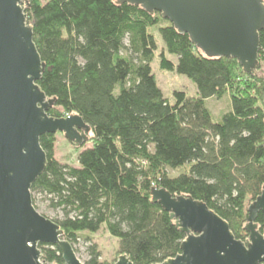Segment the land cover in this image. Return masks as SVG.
<instances>
[{"label":"trees","instance_id":"obj_1","mask_svg":"<svg viewBox=\"0 0 264 264\" xmlns=\"http://www.w3.org/2000/svg\"><path fill=\"white\" fill-rule=\"evenodd\" d=\"M24 7L44 64L37 85L52 101L47 114L78 115L90 128L76 146L77 165L56 159L55 134L40 137L46 164L31 188L35 208L39 197L53 215L39 212L75 253L82 232L104 229L133 264L176 256L186 234L151 201L153 187L204 202L245 240L247 207L264 187V29L257 67L247 73L235 58L206 56L160 12L140 5L27 0ZM155 59L161 70L190 79L196 95L174 90L170 102ZM225 94L230 109L214 119L207 100ZM255 223L262 231L264 213ZM86 241L84 264H113ZM39 248L43 262L65 264L56 245Z\"/></svg>","mask_w":264,"mask_h":264},{"label":"water","instance_id":"obj_2","mask_svg":"<svg viewBox=\"0 0 264 264\" xmlns=\"http://www.w3.org/2000/svg\"><path fill=\"white\" fill-rule=\"evenodd\" d=\"M27 0H0V264H54L41 259L39 245H56L65 264H84L59 226L34 206L31 188L44 170V134L63 133L79 146L90 128L78 115L54 118L52 101L39 89L44 64L27 24ZM160 12L208 57L235 58L247 73L257 67L264 29L262 0H117ZM151 201L169 212L186 234L180 252L157 264H261L264 262V187L247 207L245 240L237 239L228 222L204 202L173 196L153 187ZM114 264H133L119 254Z\"/></svg>","mask_w":264,"mask_h":264},{"label":"rangeland","instance_id":"obj_3","mask_svg":"<svg viewBox=\"0 0 264 264\" xmlns=\"http://www.w3.org/2000/svg\"><path fill=\"white\" fill-rule=\"evenodd\" d=\"M156 39L158 47H163V42L159 34H156ZM157 51V54L159 53ZM168 56L175 61L173 55L168 54ZM152 70L157 77L158 86L161 88L163 95L168 98L170 102H173L172 92L174 90H183L188 96H195L197 93L194 83L184 75H180L176 72L161 70L158 66V61L151 64ZM262 70H264V63L262 65ZM261 71H258V74ZM207 105L214 115V119H217L222 112L230 109V96L225 94L222 98H211L207 100ZM55 157L62 163H67L70 165L76 164V159L78 155L77 147L68 142L63 133L55 134ZM90 143H87L89 146ZM173 173V172H172ZM176 173V172H174ZM36 205L38 211H42L47 215L52 216L53 213L45 208L42 203H39V197H37ZM89 239L92 243L96 244L98 250L100 251V261H109L114 264L118 257V241L116 238L111 237L104 229L99 230L96 233L82 232L79 237L78 243L75 247L77 248V257L84 263L87 258V245L89 244Z\"/></svg>","mask_w":264,"mask_h":264},{"label":"crops","instance_id":"obj_4","mask_svg":"<svg viewBox=\"0 0 264 264\" xmlns=\"http://www.w3.org/2000/svg\"><path fill=\"white\" fill-rule=\"evenodd\" d=\"M75 165H77V161H76V164Z\"/></svg>","mask_w":264,"mask_h":264}]
</instances>
